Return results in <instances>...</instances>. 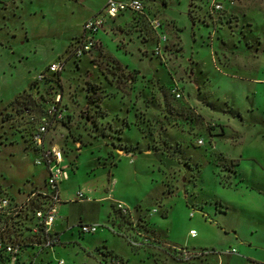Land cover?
Segmentation results:
<instances>
[{"label": "rangeland", "instance_id": "obj_1", "mask_svg": "<svg viewBox=\"0 0 264 264\" xmlns=\"http://www.w3.org/2000/svg\"><path fill=\"white\" fill-rule=\"evenodd\" d=\"M208 1H143L162 21L158 32L168 43L164 61L151 52L156 32L136 15L106 17L98 32L101 51L68 59L59 86L35 79L41 72L51 76L47 64L65 55L90 12L105 0H0V187L16 200L44 189L46 172L34 164L28 135L42 110L30 113L25 104L31 97L47 98L49 86L52 94L61 93L63 118L46 136L71 167L59 184L60 243L41 253L48 257L45 264L58 258L65 264H97L98 250L106 248L127 264H181L152 246L133 249L125 234L117 233L134 230L112 209V199L127 203L122 201L167 249L219 252L251 242L257 254L264 253V221L255 215L250 223V211L264 202L248 199L242 215L231 201L236 195L220 185L241 178L264 182V83L250 79L257 70L264 76V0H234L229 5L235 12L225 20L221 12L214 14L224 21L217 28L210 24L213 14H206ZM220 31L227 38L234 34L229 49L247 68L223 65L215 46ZM246 32L252 45L241 41L233 48V40ZM85 80L103 95L99 106L86 103ZM174 84L179 98L171 93ZM200 136L204 143L198 146ZM77 190L107 199L73 200ZM88 220L98 221L96 231L79 232L78 224ZM22 252L29 256L33 249ZM232 254L230 264L246 263L242 253ZM34 259L44 264L39 256ZM197 263L205 264H189Z\"/></svg>", "mask_w": 264, "mask_h": 264}, {"label": "built area", "instance_id": "obj_2", "mask_svg": "<svg viewBox=\"0 0 264 264\" xmlns=\"http://www.w3.org/2000/svg\"><path fill=\"white\" fill-rule=\"evenodd\" d=\"M143 1L144 0H105L103 7L98 12L85 19L81 27L80 35L71 41L65 51V55L47 64L46 70L51 73V76H48L45 72H41L36 77L35 82L54 78V74L63 70L68 59L79 60L83 56H91L93 52H100L102 44L98 32L103 29L105 18H113L125 11L136 15L134 17L135 19H141L143 24H146L148 28L156 32L155 45L151 52L164 61L162 53H166L168 43L166 41V34L163 31L158 32V29L162 27V21L154 14H149ZM233 1L234 0H209L207 12L209 14L219 13L224 10L226 4L233 3ZM178 88L179 86L176 84L171 88V93L176 98L180 97ZM51 89L50 86L48 91L49 96L45 98L47 100L46 106L41 116H39L36 126L31 130L30 134H28L29 145L35 152L34 164L45 166L44 189H31L33 192L29 193V191L27 196L22 200H13L6 190L0 192V251L7 255L10 264L15 263L17 257H22V249L26 246L31 245L33 251L41 255L42 252L51 250L55 245L60 243V235L53 226L58 212L57 206L61 203L59 184L67 178L68 169L71 167V164L70 162L64 163L65 159L63 158L61 147L51 143L46 136L52 123L58 120L61 121L60 119L63 118L62 108L59 105L61 93L55 91V93L52 94ZM38 99H40V97ZM195 142L198 146L203 144V137H198ZM38 192L44 195L47 194L48 196L38 207L31 211L32 219L27 224L30 227L29 230H26L20 223L19 229H14V226H11L12 215L18 213L20 209L27 204L30 197ZM82 199H89V197L84 196V192L78 190L73 200ZM113 205L115 212L119 215L121 220L134 230V234H126L122 232L120 226L121 231L117 232L119 234H125L124 236L128 244L133 249L152 246L156 249L155 252H163L173 261L181 264L202 261L210 254L219 255L220 253L235 252V248L231 247L219 252L215 249H188L174 246H169V249H167L156 235L149 231L148 228H143L141 225L143 221H141L140 218L137 220L134 219L129 207L120 201H113ZM156 210V208L152 209L149 211V214ZM98 226V223L78 224L79 231L84 233L94 232ZM21 229L27 232L30 237L24 240V235L18 236L17 234L21 232ZM190 234L193 235L194 230L190 229ZM34 257L32 253L29 254L27 263L34 264ZM21 262H24V260L22 259ZM56 264L65 263L63 259L58 258ZM97 264H125V261H122L116 254L114 255V252L113 255H103L99 251Z\"/></svg>", "mask_w": 264, "mask_h": 264}, {"label": "crops", "instance_id": "obj_3", "mask_svg": "<svg viewBox=\"0 0 264 264\" xmlns=\"http://www.w3.org/2000/svg\"><path fill=\"white\" fill-rule=\"evenodd\" d=\"M260 1H262V0H260ZM229 4L230 3L226 4L224 10L221 11V13L224 14L223 15L224 17L222 18L223 20H225V16H229L233 12H235V11L232 10V7ZM98 11L99 10H94V11L90 12V14L88 15V17L92 16L93 14H95ZM206 12H207V10H206ZM206 14L208 15L209 13H206ZM214 14L215 13H213V16H210L211 21L210 20L209 21H210V24L211 25H213L214 27L217 28L219 25H222L224 23V21H221V20H218L217 21L216 18H217L218 15H214ZM140 18H142V17H140ZM229 34L231 36L234 35L231 32H229ZM231 36H229L227 38V37H225L221 33V31L218 32V33H216V35H215L216 39H219V42L217 44H215V46L217 48H219L220 51H222L220 53V55H221V57L223 59V65L225 67L230 68V69H238V70L241 69V68L242 69H245V68H247L246 67V63L245 62L240 63V61H237L234 52H232L231 49H229L231 47V44L229 45L228 43L231 42L230 41V38H232ZM210 39H212V37H210ZM237 39H239V40L236 41ZM249 40L250 39L247 36V32H246L244 34V36H242V37L238 35L236 37V39L233 40L232 44L233 45L235 43L236 44H240L241 41H243V45H245L246 47H248L249 45H252V43ZM227 41H229V42L227 43ZM212 43H213V40H212ZM213 45H214V43H213ZM234 47H235V45L233 46V48ZM229 51H230V53H228ZM258 72L259 71L257 70L256 71V76H252L253 78H250V79L253 82H255V83H260V84L263 85V83H264V76H257L258 75ZM126 112H128V111H126ZM243 180H244V182H243ZM220 185H221V188H223V189L232 190V195H234V194L236 195V198H234V200H231V201H233L235 203L236 207L239 209V210H235V211L236 212H239V213H240V211H242L241 212L242 215H245L246 214L245 211L247 210V205H245V203L249 201L248 199H250V200H252L254 202H257V203L259 201L264 202V182H262V183L261 182H255V181L254 182H251L249 179H245V178L242 179L241 178L240 180H236V181L228 180V183L227 184L220 183ZM110 198H112V197L108 195V199H110ZM89 199L101 201L103 199L106 200L107 197L104 196L102 198H97V199H94V198L90 197ZM113 201H120V202H122L123 200H120V199H118V200L112 199V203H113ZM218 202L220 203L221 206H224V208H223V210H224L223 211V215L228 214L227 213V208H228L227 205L225 203H222L220 200ZM125 204H127V203H125ZM62 205L63 204L59 203L58 206H57V210L60 211ZM262 207H264V205L257 204L250 211V215H251L250 223L251 224L254 222L253 217L255 215L260 216L262 218V222L264 221V208H262ZM58 219H59V217H58ZM56 220H57V218L54 221V226L53 227L58 232V234H60V230H59L60 229V225H58V223H57L58 220L57 221ZM55 222H56V225H55ZM80 223H98V221H90V220H88V221H84V222H80ZM228 225L231 228H235V226L232 225V224L231 225L228 224ZM253 229L254 230H258L259 228L257 227V225L254 224V228ZM230 247L231 248H235V252H232V253H236L237 255H239L238 252L239 253H242L240 255V257L243 258L246 261V263H244V264H264V253L257 254L256 246H254V244H252L251 242H248V244H243L241 242H238L237 245H231V246H228L227 248H230ZM227 248H225V249H227ZM225 249H223V250H225ZM109 250H111V248ZM221 250H222V248H221ZM232 253H223L224 255L222 253H220L219 255L210 254L204 260H202V261H196V262H199V263L200 262H204L205 264H230L229 262H230L231 258L234 256V254H232ZM22 259L24 260V262L22 264H27V262H28V256H26V255H24V253H22L21 261H22Z\"/></svg>", "mask_w": 264, "mask_h": 264}, {"label": "trees", "instance_id": "obj_4", "mask_svg": "<svg viewBox=\"0 0 264 264\" xmlns=\"http://www.w3.org/2000/svg\"><path fill=\"white\" fill-rule=\"evenodd\" d=\"M76 61V60H74ZM60 72L54 74V78H51V81L55 82L56 84L60 85ZM49 80V79H48ZM86 83V103L88 105H96L99 106V102L101 101V99L103 98V95L99 94V91L97 90L98 87L97 85H95L94 83H92L89 80H85ZM36 83L33 84V86ZM50 88V86H49ZM48 92V91H47ZM28 103V104H27ZM25 104V109L27 111H30V113L33 111V109L35 108H39L40 110H44L47 100L44 99L43 97H40V99L36 98V97H31L28 98V101ZM4 189L2 187H0V192L3 191ZM33 190H30L29 193H32ZM47 194H41V193H36L33 194V196L30 197L29 201L27 202V204H25L18 213H15L14 215H12V220H11V226H14V229H19V223L20 225L24 226V228L26 230H29V226L27 225L30 220L32 219V215H31V211L33 209H35L36 207H38L40 205V203H42L46 198H47ZM10 197L14 200L16 199L12 194H10ZM112 209L115 211L114 209V205L112 204ZM21 232L19 234H17L18 236H23L24 240L25 238H29L30 236H28L27 232L23 231L22 229L20 230ZM80 232V231H79ZM13 238V237H12ZM22 238V237H21ZM23 246V245H22ZM31 247V245H29ZM25 247V245H24ZM100 251L101 254L103 255H107V254H111L113 255V251L109 250V249H104V250H98ZM33 256H39L41 262H43L44 264L47 263L48 261V257H45L43 255H40L39 253H37L36 251L32 252ZM115 255V254H114ZM118 256V255H117ZM120 257V256H119ZM120 259L122 261H125V264H127V261L124 260L122 257H120ZM0 260L3 261L4 264H10L8 262V257L6 254H3L2 251H0ZM23 262H21V257H17L15 263L13 264H22Z\"/></svg>", "mask_w": 264, "mask_h": 264}]
</instances>
